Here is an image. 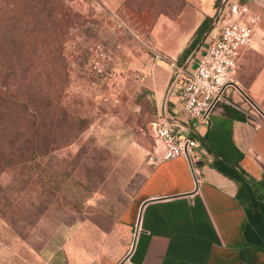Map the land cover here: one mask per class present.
Returning <instances> with one entry per match:
<instances>
[{"label":"crops","instance_id":"obj_1","mask_svg":"<svg viewBox=\"0 0 264 264\" xmlns=\"http://www.w3.org/2000/svg\"><path fill=\"white\" fill-rule=\"evenodd\" d=\"M102 1L133 34L120 79L131 82L124 84L129 92L150 95L155 122L174 73L170 60L224 0H187L178 13L158 16L127 0ZM228 1L246 5L245 18L255 22L236 84L225 88L209 123L192 117L176 95L169 102L177 130L198 139L200 159L164 158L159 138H143L150 160L128 203L112 222L75 223L49 264H264V123L257 124L264 116V0ZM215 33L209 29L189 55L192 64ZM116 55L122 68L126 61ZM1 264H9V249L1 250Z\"/></svg>","mask_w":264,"mask_h":264},{"label":"rangeland","instance_id":"obj_2","mask_svg":"<svg viewBox=\"0 0 264 264\" xmlns=\"http://www.w3.org/2000/svg\"><path fill=\"white\" fill-rule=\"evenodd\" d=\"M132 1L135 11L153 16L178 6V0ZM8 4L0 3L5 17L13 15ZM21 17V44L28 47L21 50V61L30 59L34 48V74L39 67L43 86L37 95L40 110L48 95L51 108L56 113L65 109L71 125L79 128L64 144L62 122L53 127L36 123L38 152L0 169V264L2 249H9V264H49L75 223L116 219L149 163L143 138L154 144L158 137L150 119V95L129 92L127 81L120 79L131 51L124 44L133 34L102 0H21ZM98 46L106 54L102 74L94 67ZM58 53L61 62L56 63L50 55ZM116 54L126 61L122 68ZM29 76L27 62H22L21 79ZM27 92L22 86L21 99Z\"/></svg>","mask_w":264,"mask_h":264},{"label":"built area","instance_id":"obj_3","mask_svg":"<svg viewBox=\"0 0 264 264\" xmlns=\"http://www.w3.org/2000/svg\"><path fill=\"white\" fill-rule=\"evenodd\" d=\"M247 12L246 5L224 0V5L217 6L213 14L212 28L216 29V33L196 64H192V56L185 64H180L176 59L170 60L174 73L165 103L154 122L156 135L165 147L164 158L185 155L191 162L200 159L198 139L177 130V119L170 110L169 102L176 95L192 117L209 123L217 103L224 99L225 88L236 83L243 50L253 43L255 22L245 18ZM96 51L94 67L102 74L105 71L103 61L106 54L101 46L96 47ZM157 56L163 57L160 53ZM263 123L264 116L257 124L260 126Z\"/></svg>","mask_w":264,"mask_h":264},{"label":"trees","instance_id":"obj_4","mask_svg":"<svg viewBox=\"0 0 264 264\" xmlns=\"http://www.w3.org/2000/svg\"><path fill=\"white\" fill-rule=\"evenodd\" d=\"M3 1L9 3V6L12 5L10 8L12 9L13 15L5 17L6 15H3V12L0 11V169L17 157L21 159V157L33 156V154L38 152L40 144L34 140L38 128L36 123L40 124L43 122L46 123L48 127H53L55 122H62V131L64 132L61 133V139L64 144L72 138L73 131L79 128L77 123L71 125L72 123L69 120L70 116L67 118L65 109H61L59 113H56V111L51 108L48 95H44V97H46V103L45 106L43 105L42 111L40 110V101L37 95L42 92L41 88H43V86L38 82L40 81L38 79L39 67H37V71L34 74L36 68L34 62V48L29 45L32 48L30 51L32 57L28 60L25 57L24 61H21V50L24 52L28 51V47L24 49L23 46L25 44H21V34H25L21 32V0H0V3ZM163 1L167 4L166 0ZM183 1L184 0H178V6L170 12L167 11L169 12L167 14L178 13L181 9V2ZM220 1L221 0H218L217 5ZM127 3L130 6L131 4L134 6L132 0H127ZM159 13H155V16H158ZM213 20V15H206L199 24L191 41L185 46L177 59L180 64L186 63L189 55L195 50L208 30L212 28ZM35 21L37 23L42 21V19ZM30 30L32 32H37L35 31L36 29L30 28ZM42 31H44V29H42ZM50 59H53L56 63H59L58 60L61 62L59 53L54 56L50 55ZM22 62H27V68L30 71V76L23 79H21ZM43 64L46 65V63ZM47 79L49 80V76H47ZM22 86L25 87L28 92L25 94V97L21 99ZM21 111L25 112L24 116H21ZM41 112H43L42 116H40ZM70 119L72 118L70 117ZM47 139L52 141L49 132L47 134Z\"/></svg>","mask_w":264,"mask_h":264},{"label":"water","instance_id":"obj_5","mask_svg":"<svg viewBox=\"0 0 264 264\" xmlns=\"http://www.w3.org/2000/svg\"><path fill=\"white\" fill-rule=\"evenodd\" d=\"M234 84H236V83H234Z\"/></svg>","mask_w":264,"mask_h":264}]
</instances>
